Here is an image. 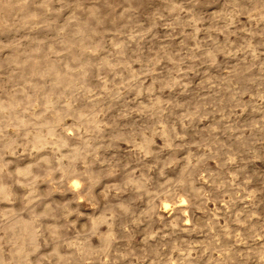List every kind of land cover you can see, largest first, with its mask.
I'll return each mask as SVG.
<instances>
[{"label":"rangeland","instance_id":"rangeland-1","mask_svg":"<svg viewBox=\"0 0 264 264\" xmlns=\"http://www.w3.org/2000/svg\"><path fill=\"white\" fill-rule=\"evenodd\" d=\"M0 101V264H264V0H0Z\"/></svg>","mask_w":264,"mask_h":264},{"label":"bare ground","instance_id":"bare-ground-1","mask_svg":"<svg viewBox=\"0 0 264 264\" xmlns=\"http://www.w3.org/2000/svg\"><path fill=\"white\" fill-rule=\"evenodd\" d=\"M37 42V41H36ZM74 84V83H73ZM72 86V85H71ZM25 90V89H24ZM23 91V90H22ZM1 102V101H0ZM0 104H2V103H0ZM43 104V103H42ZM4 107V106H3ZM14 107V106H13ZM6 108H7V105H6ZM27 108V107H26ZM45 108V107H44ZM14 109V108H13ZM23 110V109H22ZM22 110H20V111H22ZM27 110V109H26ZM4 111V110H3ZM10 112V111H9ZM35 112V111H34ZM44 112V111H43ZM43 112H41V113H43ZM40 113V114H41ZM39 114V113H38ZM10 115H12L13 116V114H12V111H11V114ZM12 116H11V118H12ZM21 116H22V114H21ZM21 116H20V118L19 119H21ZM16 117V116H15ZM56 118H57V116H55ZM46 118V117H45ZM18 119V120H19ZM40 119V118H39ZM27 120V119H26ZM29 120V119H28ZM47 120V119H46ZM12 121H14V120H12ZM30 121V120H29ZM51 121H53V120H51ZM20 122V121H19ZM39 122V121H38ZM20 123H24V122H20ZM30 123V122H29ZM28 123V124H29ZM54 123V122H53ZM2 125V124H1ZM30 125V124H29ZM35 125H37V124H35ZM41 125V124H40ZM56 125H57V123L54 125V124H50V122H49V124H47L46 125V128H47V130L49 131V133L50 132H52L53 130H54V128H56ZM96 126V125H95ZM20 127V126H19ZM35 127H37L38 128V126H35ZM58 127V126H57ZM97 128V127H96ZM1 129V128H0ZM44 129V128H43ZM24 130V129H23ZM22 130V131H23ZM30 131V129H28L27 128V131ZM39 130V129H38ZM45 130V129H44ZM44 130H43V132H44ZM15 132H16V128H15V130H14ZM28 131V132H29ZM24 132V131H23ZM40 132H41V130H40ZM57 132H58V130H57ZM60 132V131H59ZM2 133V132H1ZM19 133H21V132H19ZM18 133V134H19ZM30 133V132H29ZM17 134V133H16ZM53 134V133H52ZM34 136L32 137L31 136V138H33L34 140H35V144H36V147L38 148V149H41V150H43L42 149V144L44 143V141H45V139L43 138L44 137V135L45 134H43L42 133V135H43V137H41V136H37V135H35V133L33 134ZM51 135V134H50ZM49 135V136H50ZM54 135V134H53ZM53 135H51V138H52V136ZM48 136V135H47ZM61 137L63 136V135H60ZM4 137H6V136H4ZM26 137V136H25ZM27 138V137H26ZM66 138V137H65ZM2 139V138H1ZM6 139V138H5ZM23 139H25V138H23ZM55 139V138H54ZM28 140V139H27ZM67 140V139H66ZM3 141V140H2ZM7 141V140H6ZM15 141V140H14ZM26 142V141H25ZM30 142H31V140H30ZM30 142H28V143H30ZM33 142V141H32ZM51 142H52V140H51ZM51 142H49L50 144H51ZM68 142V141H67ZM74 142V141H73ZM4 143L5 142H3V144L2 145H4ZM64 143V141L61 139V138H58L57 139V141H56V144L57 145H62ZM146 143V142H145ZM167 143V142H166ZM11 144V143H10ZM47 144H48V141H47ZM55 144V145H56ZM141 144V143H140ZM7 145V144H6ZM25 145L27 146L28 144H26L25 143ZM34 145V144H33ZM51 145H54L53 143L51 144ZM54 145V146H55ZM5 146V145H4ZM70 146V145H69ZM73 146H74V144H73ZM147 146V145H146ZM145 146V147H146ZM32 147V146H31ZM30 147V148H31ZM56 147V146H55ZM84 147V146H83ZM141 147V146H140ZM144 147V148H145ZM6 148H8V146L6 147ZM9 149V148H8ZM37 149V150H38ZM51 149H53V146H52V148ZM69 149V148H68ZM138 149V148H137ZM63 150V149H62ZM149 150V149H148ZM3 151V150H2ZM45 151V150H44ZM44 151H41V152H43L44 153ZM54 151V150H53ZM26 152H27V149H26ZM36 152V151H35ZM37 152H39V154H40V150L39 151H37ZM37 152H36V154H37ZM68 152V151H67ZM29 154V153H28ZM38 157V156H37ZM39 157H40V155H39ZM44 157V156H43ZM45 157H47V156H45ZM40 159H41V157H40ZM39 159V160H40ZM43 159V158H42ZM46 159V158H45ZM47 159H48V157H47ZM7 160V159H6ZM51 160V159H50ZM65 160V159H64ZM55 161V160H54ZM70 162V161H69ZM40 163V162H39ZM47 163H49L48 161H47ZM46 163V164H47ZM0 164H1V161H0ZM2 165V164H1ZM54 165V164H53ZM20 166V165H19ZM28 166H29V164H28ZM28 166H26V168L28 167ZM32 166V165H31ZM52 166V165H51ZM3 168V167H2ZM16 168H18V167H16ZM23 168V167H22ZM28 169H30V168H28ZM183 169V168H182ZM2 170V169H1ZM16 171V170H15ZM25 171V169L23 168V169H19L18 170V172H24ZM28 172H29V170H28ZM15 173V172H14ZM185 173V172H184ZM184 175V174H183ZM19 176V175H18ZM180 176V175H179ZM43 178V177H42ZM17 179V178H16ZM183 179V178H182ZM26 180V179H25ZM125 181H127V180H125ZM137 183V182H136ZM1 185V184H0ZM35 185V184H34ZM77 185V182L76 181H74L73 183H72V185L71 186H74L72 189H74L75 188V186ZM3 186H4V184H3ZM33 187V186H32ZM8 190V189H7ZM33 190V189H32ZM30 193V192H29ZM52 196V195H51ZM183 203V202H182ZM167 205L168 204H166V203H163V207L164 208H166L167 207ZM169 206V205H168ZM179 206V205H178ZM186 207V206H185ZM184 208V207H183ZM30 211V210H29ZM28 212V211H27ZM33 212V211H32ZM110 218H111V216H110ZM106 219V218H105ZM171 219H173V217L171 218ZM106 221V220H105ZM4 223V222H3ZM106 223V222H105ZM171 223V222H170ZM37 224V223H36ZM15 225H21L22 227H23V231H24V236L21 238V240H20V242L18 241V243L17 244H14V245H12L11 247V252H13L15 255H17V256H21V255H23L24 254V252H25V249H24V247H25V245H31V246H35V242H34V232L29 228V226L26 224V222H24L23 220H21V219H19L17 216H15V215H10V216H8V219H7V222H6V224H5V227H7V228H12V227H14ZM35 226H37V225H35ZM55 226V225H54ZM171 226H172V224H171ZM38 227V226H37ZM36 227V228H37ZM174 227V226H173ZM110 230V229H109ZM46 231V230H45ZM49 231V230H48ZM5 232V231H4ZM46 233V232H45ZM18 234V233H17ZM108 233H107V235H104L103 236V240H107L108 238ZM10 236V235H9ZM45 236V235H44ZM112 236H113V234H112ZM13 238V237H12ZM15 238V237H14ZM17 238H18V235H17ZM13 240V239H12ZM18 240V239H17ZM29 248V247H28ZM97 255V254H96ZM188 256V255H187ZM83 259V258H82ZM3 261V260H2ZM0 263H1V258H0Z\"/></svg>","mask_w":264,"mask_h":264}]
</instances>
